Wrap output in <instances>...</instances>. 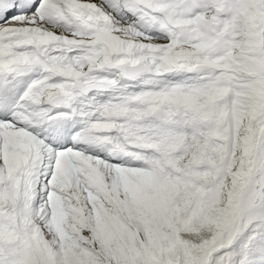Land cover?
I'll use <instances>...</instances> for the list:
<instances>
[{
	"label": "snow or ice",
	"instance_id": "snow-or-ice-1",
	"mask_svg": "<svg viewBox=\"0 0 264 264\" xmlns=\"http://www.w3.org/2000/svg\"><path fill=\"white\" fill-rule=\"evenodd\" d=\"M0 264H264V0H0Z\"/></svg>",
	"mask_w": 264,
	"mask_h": 264
}]
</instances>
